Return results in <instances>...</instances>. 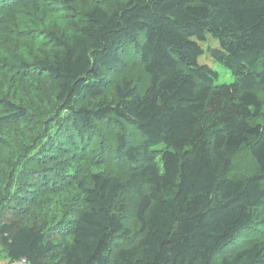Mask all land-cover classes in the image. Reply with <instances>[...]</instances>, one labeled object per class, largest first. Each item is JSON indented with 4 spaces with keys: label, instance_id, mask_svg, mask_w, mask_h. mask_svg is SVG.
Segmentation results:
<instances>
[{
    "label": "trees",
    "instance_id": "16d2710c",
    "mask_svg": "<svg viewBox=\"0 0 264 264\" xmlns=\"http://www.w3.org/2000/svg\"><path fill=\"white\" fill-rule=\"evenodd\" d=\"M0 247L264 264V0H0Z\"/></svg>",
    "mask_w": 264,
    "mask_h": 264
},
{
    "label": "rangeland",
    "instance_id": "374dc122",
    "mask_svg": "<svg viewBox=\"0 0 264 264\" xmlns=\"http://www.w3.org/2000/svg\"><path fill=\"white\" fill-rule=\"evenodd\" d=\"M205 37L206 39L204 41L199 42V45L202 47L204 53L199 56L198 64L208 66L212 71L217 73L218 76L214 83L215 86L233 83L234 78L232 77L231 73L222 64L214 61L208 51V49L219 48V40L208 33Z\"/></svg>",
    "mask_w": 264,
    "mask_h": 264
},
{
    "label": "crops",
    "instance_id": "0c3cea01",
    "mask_svg": "<svg viewBox=\"0 0 264 264\" xmlns=\"http://www.w3.org/2000/svg\"><path fill=\"white\" fill-rule=\"evenodd\" d=\"M8 259L6 258L5 254L2 252L0 247V264H7Z\"/></svg>",
    "mask_w": 264,
    "mask_h": 264
},
{
    "label": "built area",
    "instance_id": "2783aa9c",
    "mask_svg": "<svg viewBox=\"0 0 264 264\" xmlns=\"http://www.w3.org/2000/svg\"><path fill=\"white\" fill-rule=\"evenodd\" d=\"M7 264H29L25 258L8 262Z\"/></svg>",
    "mask_w": 264,
    "mask_h": 264
}]
</instances>
